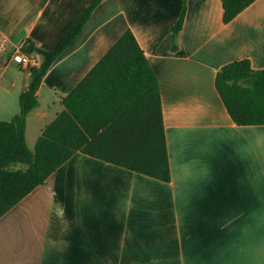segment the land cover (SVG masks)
I'll return each instance as SVG.
<instances>
[{
    "label": "crops",
    "instance_id": "1",
    "mask_svg": "<svg viewBox=\"0 0 264 264\" xmlns=\"http://www.w3.org/2000/svg\"><path fill=\"white\" fill-rule=\"evenodd\" d=\"M93 1L0 0V122L20 111L27 44L53 49ZM182 7L102 0L26 120L34 150L62 97L131 28L160 81L171 181L77 151L0 217V264H264V124L235 122L215 82L237 58L264 67V0L227 23L222 0H187L172 50Z\"/></svg>",
    "mask_w": 264,
    "mask_h": 264
},
{
    "label": "trees",
    "instance_id": "2",
    "mask_svg": "<svg viewBox=\"0 0 264 264\" xmlns=\"http://www.w3.org/2000/svg\"><path fill=\"white\" fill-rule=\"evenodd\" d=\"M102 0L88 4L56 47L34 45L39 61L30 66L29 85L20 93V111L0 122V217L77 151L137 172L171 181L162 92L150 58L131 28L114 42L79 83L62 97L64 109L47 124L34 150L26 138L28 114L40 101L38 89L54 62L74 42ZM255 0H222L230 22ZM187 0L171 28L170 48H179ZM216 87L238 124H264V67L249 57L225 63Z\"/></svg>",
    "mask_w": 264,
    "mask_h": 264
},
{
    "label": "built area",
    "instance_id": "3",
    "mask_svg": "<svg viewBox=\"0 0 264 264\" xmlns=\"http://www.w3.org/2000/svg\"><path fill=\"white\" fill-rule=\"evenodd\" d=\"M21 61L25 66H31L37 63L36 56L29 52H22Z\"/></svg>",
    "mask_w": 264,
    "mask_h": 264
},
{
    "label": "water",
    "instance_id": "4",
    "mask_svg": "<svg viewBox=\"0 0 264 264\" xmlns=\"http://www.w3.org/2000/svg\"><path fill=\"white\" fill-rule=\"evenodd\" d=\"M33 46H34V41H30V42L27 44V50H28V51H32V50H33Z\"/></svg>",
    "mask_w": 264,
    "mask_h": 264
},
{
    "label": "rangeland",
    "instance_id": "5",
    "mask_svg": "<svg viewBox=\"0 0 264 264\" xmlns=\"http://www.w3.org/2000/svg\"><path fill=\"white\" fill-rule=\"evenodd\" d=\"M19 56H20V55H19ZM19 56H18V57H19ZM18 57L16 58V60L18 59Z\"/></svg>",
    "mask_w": 264,
    "mask_h": 264
}]
</instances>
